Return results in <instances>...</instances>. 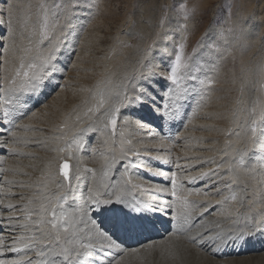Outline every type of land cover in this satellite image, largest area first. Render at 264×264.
<instances>
[{"label":"rangeland","instance_id":"obj_1","mask_svg":"<svg viewBox=\"0 0 264 264\" xmlns=\"http://www.w3.org/2000/svg\"><path fill=\"white\" fill-rule=\"evenodd\" d=\"M185 8L190 10L189 18L187 19H185ZM0 9H6L4 14L0 16V19L6 22L3 26L4 28L7 26L11 27L12 36L11 38L7 37V41L9 39L11 41L13 40L16 50L15 54L13 55V71L19 67L22 58L24 59L25 63H27L30 56L34 54H26V50L32 47L40 39V28L44 25L46 20L49 24L48 31L51 33V42L55 41V36L59 35L61 30L66 33V39L58 55V67L61 69V71L57 72L54 79L48 83L47 87L43 88L40 92L31 95L29 99L35 101L31 102L34 110L37 109L39 111V108H41V106H45L46 103L47 105L45 107L48 109L56 105L57 100L61 99V97L53 101H51L50 98H56L58 92L69 88V81L76 79L75 76L78 74L77 71H83L80 70L82 68L80 65L81 61L85 63L83 69H85L86 75L88 76L87 81H89L88 84H86L88 86V88L85 90L86 92H84V90H80L78 87H73L77 95L72 97V99L77 100V102L72 104L69 107V110H71V114L74 113V115L71 117L73 122H75L74 125L78 127L77 130L73 131L72 129H64L60 120L62 136H58L59 134L57 135V133L54 134L57 135V140H54V142L51 140V145H49V143H45L47 141L43 140L40 141L41 145L39 142H37V144L35 141H28L33 144H30V147L28 145L26 150L32 153L27 152L26 154H23L22 157V166L24 168V174H22V177L24 179L26 178L25 180L28 181V187L33 185V187H30L31 191H29V194L27 192L28 195L31 196V194L34 195L36 193H41L42 184L40 182L45 180H47L49 190H52L54 187L52 181L48 180V176H51L50 167L53 166V161L50 163L52 165L46 169H41L39 166H35L36 168H34L35 163L40 158L38 155L45 154L44 160L48 163L51 157L53 158L56 156V151L60 156L66 155V152H59L57 149L65 147L66 144L70 142L72 152L74 154L72 155V158L75 156L78 159L76 153L74 152H77L79 156L86 157L89 156L91 151L95 148L92 146L95 141L97 142V144L95 143V146L102 144V138L105 136V133H108L113 139H120V136L117 135V133L120 132L118 129L131 126V119L128 117H132L135 120L136 115H132L131 113L128 114V112L126 114V108H121V112L118 113L115 134L113 135L112 128L110 126H106L107 119L105 118V112H109L111 109L118 106L124 92L128 91L132 85L136 83V81L131 78L133 69L135 67H139L137 61L140 59L143 51L148 49L151 45L153 46V49L152 52H150V58L155 66L161 69L166 68L168 65H170L171 60L174 58L176 52L181 51L185 62L188 64V68L183 71L191 73L192 76L199 80L196 82H194V80H188L184 82L188 88L190 86L189 83L191 82L197 84L195 87H197L196 89L198 90L199 95L196 96V102L194 104V106L197 108V114L194 118L197 124L194 122L193 118L188 119V122L191 126L189 130H187L186 125L183 124L184 122H178V127L181 125V127L186 130L183 129L180 131V133H174L173 129H170L168 125H173L176 121L168 120L170 123H166V120H164L163 122L166 124H163L160 117L162 113L156 111L157 109L148 106L149 104L146 101L131 105L127 111H133L136 113L139 107L144 108L145 110L149 109L150 112L153 111L151 112L149 124L147 125L150 127L147 128V131L145 132V134H148L149 138L148 146L153 145L152 147H154L151 139V128L153 130L160 128V131H165L167 135L170 134L169 137H171V139L174 137L175 139L179 138L177 141L174 140L172 143L166 139L162 141L160 138L159 143L160 146H164V144V147L167 146L166 150L161 151V153L169 152L171 157L173 154L179 153V155L173 156L176 161L182 160L181 162L179 161V163H182L184 158L186 164H181L180 168H175V163H170L172 168L175 169L173 170L179 173L177 175V178L180 176L178 178V183L180 181L179 184L184 188L194 190L198 185L200 186L210 183L207 178H204V180L197 179L195 182H189L191 176H200L199 172H212L213 170V172L217 171L221 173V180L213 179V181L216 180L217 183L207 189L210 193L209 196L206 198L205 195L200 194V197L202 200L205 199V201H209L211 206L215 207V211L219 210L222 214H225L218 216L214 215V220L209 222H207V220L206 222H204L205 220L200 222L201 224L198 228V234H204L201 239L203 241H207L212 247L220 246V248H223L224 250L226 248L227 251V249H229L232 244L237 243L235 241L237 240V236L233 235L234 238L232 241V237L230 236L231 238L229 239V235H226V231L230 227H235L236 229L237 226L238 228L245 226L247 224L246 222L248 221V217L251 215L256 217L264 216V200L261 199L264 197V169L261 163V161H264V0H183V6L181 5L180 0H7L6 4L3 2V0H0ZM53 13H55V15H53ZM53 23L57 26L54 32L51 28ZM92 25H94L97 30V36L91 42V40L89 41L87 37H89L90 31H92V28L94 27H92ZM242 31L246 33H243ZM48 44L49 42L46 41L43 51L47 50ZM180 45H183L182 49L179 47ZM0 48L3 50V47ZM116 59L121 60L122 64H125V66L122 67L119 72L109 74V70H111L110 63ZM240 60L245 61L244 67H242L243 65L241 66L242 61ZM239 66H241V68ZM214 67L216 68L215 70H213ZM2 71L3 68L0 69V76L3 73ZM13 71H10V73L6 75L8 76V79L14 75ZM201 74H203V77H201ZM164 75L165 73L163 71L160 73L158 72L157 76L153 77L154 82H151L150 84L152 87V97L156 96L154 99L157 101L152 106L164 103L161 97L164 96L165 92L169 91V86H171V99L168 101L170 105L168 115L173 116L174 119H177V116L180 114L179 117L181 118L183 117L181 115L185 109L180 107L182 98H178L176 95L179 94L182 87L180 85H171V82L167 81L164 78ZM65 79L66 83H64ZM202 80L205 82L203 85L200 83ZM209 81H211L210 84L208 83ZM67 82H69V84ZM49 85H51V87ZM160 87L161 96L158 95L159 91L155 92V89L158 90ZM195 87H192V89ZM54 90L55 92L53 93ZM146 100L149 101V99ZM101 102H103L102 107L100 106ZM143 103H145L144 106L142 105ZM132 107L137 108V110H133ZM190 107H192L190 111L191 113L194 107ZM90 108L96 109V111L89 112L88 110ZM203 109L207 110V113H205ZM210 110L213 111L211 115ZM155 111L156 113H154ZM215 112L218 114H214ZM122 115L127 117L128 120ZM189 116L191 117L192 115L189 114ZM206 116L207 119H205ZM26 118L27 117L18 116L16 121L18 124H23L26 126V123H24ZM121 119H126L127 121L119 123ZM33 121L34 120H32L31 124L33 123L32 125H36L35 121ZM202 121L211 122L210 132L213 130H221L218 131L219 136L215 138L218 143L215 141V139H213V137L212 140L205 139L203 137L204 134H207V126H205ZM253 121H256L255 127L257 130L255 139H253L251 132ZM200 122L202 123L201 126ZM94 123L95 125L93 127L92 124ZM93 129H95V131H93ZM31 130L32 128H26V130H23V133L26 131L29 133ZM51 131H53V129H51ZM51 131L45 133V136H50L52 133ZM184 131L186 133H184ZM73 132L75 133L73 134ZM68 134H71L69 138L66 136ZM162 134L163 135L161 136L165 137L164 133ZM98 135L101 136L99 137L101 141L98 139ZM181 137L183 138L181 139ZM58 139L60 141H58ZM121 139H123V137H121ZM77 140L81 142L80 148L76 147ZM91 140L92 143H90ZM212 141L217 145L215 148L210 145L213 143ZM191 143H194L195 145H192ZM43 144L46 147H44ZM225 147L228 151L222 149ZM149 149L152 151L148 152L153 153V149ZM187 149H189L191 152L190 156L193 158L187 156ZM157 152L159 151H156V153ZM181 152H185L186 156L184 157L185 154L183 153V155ZM196 152H200V155L196 154ZM98 153L99 152H97V154ZM216 154L218 155L216 156ZM35 155H37L39 158ZM202 155L205 156L203 157ZM178 156L179 158L182 157V159H179ZM213 156H215V158ZM207 157L210 160H208ZM198 158L202 160H199ZM241 158H243L245 161V167L239 166ZM30 161L34 162L32 163ZM62 161H64V159H60L59 163ZM195 161L196 163L198 162L197 165ZM221 161H223V163H221ZM188 162L191 163H189V167L187 166ZM214 162L215 164H213ZM199 163L200 165H198ZM217 164H221L222 167L220 166V168H217ZM191 165L193 166V169ZM204 165L207 168H205ZM229 165H232V172L227 171ZM27 166H29V168ZM200 167L203 168L200 169ZM181 168H183L182 171H180ZM195 168L197 172H194ZM204 169L205 171H203ZM46 170L49 171L47 172ZM71 170L73 173L72 167ZM41 171L42 173L40 174ZM185 171L189 173V176L184 175L183 177ZM193 172L195 173L194 175H192ZM185 177L187 178L183 179V181L182 178ZM232 178H235L236 180V183L234 184L235 186L233 183H231L232 181L230 183L226 182ZM168 182V185H170V179H168ZM252 183L259 184H255V186ZM217 184L219 187H216ZM225 184L233 185L234 187H232L231 191H229V188L224 187ZM37 186L39 189H41L39 190ZM217 188H220V194H216ZM255 188L260 189L258 191ZM210 189L212 191H210ZM245 189L246 191H242ZM202 191L203 190H201V192ZM233 191H236L237 193V201L228 200L224 204H221L222 206L220 204H217L218 206H216L214 200L217 198V196L218 201H220L224 195V192L226 196H230L231 192ZM70 192L72 193V191H68L67 193L71 194ZM198 196L199 195L196 197L198 198ZM241 196H243L242 200ZM71 197H74V200L76 199V201H73V203L78 205L81 204L82 200L77 194L72 193ZM19 198L20 195L14 196V200ZM212 199L215 205L212 202ZM257 199L260 203H258ZM23 203L24 202H21L20 204ZM239 203L244 205L239 207L240 209L242 208V210H244L241 216L238 214L240 212L235 213L238 210L236 207V210L233 209L234 206H239ZM228 205H231L230 207L232 208L230 209ZM251 205L254 208H252ZM17 206H19V203ZM211 206L207 208V211H211ZM58 210L59 209H57V212L60 211ZM227 211L234 212L229 213ZM227 214L229 216H227ZM209 217L207 219H209ZM224 226L228 227L224 228ZM223 228L227 230L224 231ZM239 242L240 241H238V243ZM178 244L181 245H177L178 250L175 248V250L173 249L170 253H168L167 256L164 257L166 264H212L211 262L204 259L209 258V256L204 251H201L196 247H189L187 244ZM181 247H184L187 251L185 252L184 248ZM196 251L197 254H195ZM261 253H264V249L261 251ZM260 254L256 256H261ZM243 255L244 254H240L239 256L232 258L229 256L225 258V260L229 261L233 259H243L244 257H250V255ZM257 260L260 261V264H264L261 263L264 261L263 259L259 258ZM259 261H231L229 263L259 264ZM152 262L157 264V258H153ZM223 262L225 261L222 260L221 264H225Z\"/></svg>","mask_w":264,"mask_h":264},{"label":"bare ground","instance_id":"obj_2","mask_svg":"<svg viewBox=\"0 0 264 264\" xmlns=\"http://www.w3.org/2000/svg\"><path fill=\"white\" fill-rule=\"evenodd\" d=\"M93 26L94 25H92V27ZM243 26H245V25H243ZM4 29H6V31H5V37H6V39L4 40V44L2 46L3 47V50H1V48H0V67L3 68V71H2L3 73L0 76V108H2V102H3V99H4V95H5L4 89L8 86L7 85L8 76H6V75L9 74L10 71H13V69H14L12 63H13V55L16 52L15 47H14L13 40L11 41L9 39L7 41V39H8L7 37L11 38V36H12L11 27L10 26H7ZM242 32L243 33H246L244 31H242ZM96 36H97V30H96V28L94 26L92 28V31H90L89 37H87V39H89V41L91 40V42H92L94 40V38H96ZM253 39H255V38H253ZM4 46H5V48H4ZM240 61H242L241 62V66L243 65L242 67H244L245 66V63L244 62L245 61L244 60H240ZM240 61H239V63H240ZM80 65L82 67V68L80 67L81 68L80 70H83V71H77L78 74H76L77 76H75L76 79H73L72 78L73 80H70L69 81L70 82V85H68L69 88L64 89V90H61L60 92H58L57 95H56L57 96L56 98H53V97L50 98V100L53 101V100H56L59 97H61V99L57 100V103H56L55 106H53V107H51V108L48 109V108L45 107L47 105V103H46L45 106H43V107L41 106V108H39L40 109L39 111L37 109L34 110V109H32V106L33 105L31 104V102H33L34 100L28 99V103H27V107L26 108H17L16 109V111H18L20 113H24V114L23 115H14L13 116V124L6 125L5 127H0V142H2L4 140H7L8 141V144L6 146L0 144V156L3 157V160L0 161V169H3L4 170V171L0 172V214H2L3 216H13V217H16V218L19 219V221L21 223L28 224L29 225V228H32L31 223L29 221H26L24 219V213L21 212L19 209L22 208L24 205L28 204L29 203V200H32V204L29 205V208L31 210L35 211L37 209L38 203H39L35 199V197L38 194H40V193H36V194L33 193L34 195L31 194V196L28 195L29 194V191H31V188L30 187L31 186L33 187V185H31L30 187H28V181L25 180L26 178L24 179L22 177L23 176L22 174H24V168L22 166V162H23L22 157H23V154H26L28 152L26 150V147H28V145L30 147V144L31 145L33 144V143L28 142V141L32 140V141H35L36 143L39 142V144H40V141L43 140V141H47L45 143H49V145H51V143H52L51 140H53V142H54V140H57L56 136L58 134H59L58 136H62V128L60 126L61 124H63L62 126L66 130L67 129H70V130L72 129L73 131L77 130L78 127L76 125H74L75 122H73V119L71 117L72 115H74V113L71 114V112H70L71 110H69V107L72 104H75L77 102V100H73L72 99V97H75L77 95L76 94V91L74 90L73 87H78L80 90H84V92H86L85 90L88 88V86L86 84H88V82H89V81H87V79H88L87 77L88 76L86 75V71H85V69H83L85 63L83 61H81L80 62ZM124 66H125V64H122V61L121 60H119V59L113 60L110 63V69L111 70H109V74L119 72L121 70V68L124 67ZM241 66H239V67L241 68ZM215 67L213 68V70L216 69ZM201 77H203V74H201ZM64 81H65L64 83H66V79ZM196 81H199V80L198 79L194 80V82H196ZM69 82H67V83L69 84ZM189 84H190V86L188 88L189 90L186 93L183 92V88H182L180 90L179 94L176 95V97L178 96V98H182L181 99L182 101L180 102V107H182L183 109H185L183 111L182 115H181L183 117L180 118L179 117L180 114H179L177 116V119H174L173 116H170V115H167L166 117H163L162 114L160 113L161 114L160 117L162 119L161 122L163 124L170 123V121H173V120L176 121L175 124H173V125L169 124L168 125L170 127V129L171 128L173 129V132L174 133H176V132H179L180 133V131L184 129L183 127H181V125L178 127V122H184L183 124L186 125V129L189 130V128H190L191 125L189 124L188 119H192L193 118L194 122L196 121L194 118H195V115L197 114V108H196V106H194V104L196 102V96L199 95V92L196 89L197 87H195L197 85L196 83L191 82ZM193 85H195L194 86L195 88L192 89ZM49 86L51 87V85H49ZM55 90H57V89H55ZM55 90L53 91V93L55 92ZM160 90H161V87L157 90V91H159V94H158L159 96H161ZM181 92H183V93H181ZM162 96H163V93H162ZM144 104L145 103H143L142 105L144 106ZM152 105L153 104H149L148 106H150L151 108L157 109L156 106H152ZM204 105H205V103H204ZM190 106H193L194 107V109H193V111L191 113H190V111H191V108L192 107H190ZM72 107H74V106H72ZM128 108L129 107H127L125 109L126 110V112H125L126 114L128 112V114L131 113L132 115L133 114L136 115V119L135 120L132 117H128L129 119H131V122L130 121L129 122L131 123L130 125L132 127L131 126H128V127H124L123 128L121 126L122 129H118L120 132L117 133V135L120 136V139H118L116 137H115L116 139H113V138H111V136L108 133H105V136L102 138V141L103 142H102L101 145L95 146V143L97 144L96 141H95V143H93L92 146H94L95 148L91 151V153H90L89 156H86V157L79 156V154H77V152H74V153H76V156L78 157V159L75 156L73 158L71 157V159H69L67 153H65L66 155H61L60 156V155L57 154V151H56V156H54L53 158L51 157V159L47 163L44 160V155L45 154L44 155H42V154L38 155V156H40V158L37 155H35V156H37L39 158V160L37 158L38 161L35 163L34 168H36L35 166H39V167H41V169H44V168L46 169L47 167H50L52 165L50 163L53 161V166L50 167V170H51V173L50 174H51V177H52L51 181L54 184V187H53L52 190H49L48 189L47 193H44L45 195L51 194V195L55 196V195L63 194L64 191H67L66 189L65 190L57 189V187H56V183H62V177H60V175L57 173V165L59 164V160L60 159L61 160H63V159L64 160H69L71 162V166H72V169H73V173L76 172L77 168L79 169V174L81 175V180L79 182L73 181V183H76L77 187L75 189L71 190V191H72V193L77 194L78 197L81 198L82 202H81V204L79 203L80 205H78L76 203H73V201H76V199L74 200L73 199L74 197H71V195H72L71 192H70L71 194H68L67 193L68 194V200H67L66 203H64L63 210L66 211V212H68V213H70V214H72L73 219L76 221V238L82 240L83 242L92 243V244H95L97 246H99V244L102 242V238L97 234V229H100V227H101L102 214L99 213V212H97L96 215H93L92 212L87 211V209L85 208V198L89 195L88 189L90 187H93L95 183H99L100 181L105 180V178L103 177V172L105 170H108L109 171V177L105 180V182L111 183L115 179H120V173L123 172V170H124L123 169V163H117V165L115 167H112L111 169H109L108 166L111 164L112 158L114 156L117 157V158L119 157L120 149H121V142L122 141H127V143H125L123 145V148H124L125 151H128L129 149H131V152H129V155L130 156L132 155L133 152L140 153V155L138 157L137 156H132V160H134V161L135 160H147L149 157H155V156H158V155L164 156L166 158L169 156V152H167V153L162 152L161 153V151L166 150V147L167 146L164 147L165 144H164V146L163 145L160 146L159 140L161 138V135H163L162 133H164L165 138L169 137L170 134L167 135V133H165V131L164 132L163 131H160V128H157L156 130H153L152 128L150 129L151 139H152V142L154 144V147H152L153 145H149L150 147L148 146V139L149 138H148V134H145V132L147 131V128L150 127V126L148 127L147 125L149 124V118L151 117V112H153V111L150 112L149 109L148 110H145L144 108L139 107L138 108V111L136 113H134L133 111H127ZM146 108H147V106H146ZM132 109L133 110L134 109L137 110V108H134V107H132ZM156 111L154 113H156ZM204 111H205V113H207L206 112L207 110H204ZM204 111H202V112H204ZM208 113H209V111H208ZM212 113H213V111L210 112V115ZM189 114L192 115V116L190 117ZM214 114L217 115L218 113L215 112ZM157 115H159V114H157ZM18 116L27 117L25 119V121H24V123H26V126H24L23 124H18V122L16 121L18 119ZM122 116H124V115H122ZM125 118L128 120L127 117H125ZM126 119H121L119 121V123L120 122H126L127 121ZM205 119H207V116L205 117ZM32 120L35 121V124L36 125H32L33 123L31 124ZM60 120L62 122L61 124H60ZM132 120H133V122H132ZM164 120H166L165 121L166 123L163 122ZM168 120H170V121H168ZM205 121L204 122L202 121V123L205 126H207L206 127L207 128V134H204V135L201 134V135H203V137L205 139H211V140H212V137H213V139H215L216 137H218L219 136L218 131H221V130H213V131L210 132V130H211L210 129L211 122H205ZM195 123L197 124V122H195ZM202 123L200 122V126H201ZM121 124H123V123H121ZM183 124H182V126H183ZM192 124H193V122H192ZM30 125H32V126H30ZM92 125L94 127L95 123L92 124ZM151 125H153V124H151ZM26 128L27 129L32 128L31 132L27 133V131H26V132H24L26 134H24L23 133V130H26ZM9 129H11V132H14L15 133V136H13V135L10 134ZM51 129H53V131H57V132H53V131H51ZM186 129H184V130H186ZM50 131L52 132L51 135L50 136L49 135H46V136H49V137H46L45 136V133H48ZM190 132H191V130H190ZM56 133H57V135H54ZM74 133L75 132H73V134ZM184 133H186V132L184 131ZM121 134H123V135H121ZM70 135L71 134L66 135L67 138H69ZM195 136H197V135H195ZM99 137H101V136L98 135V139H100ZM121 137H123V139H121ZM130 138H132V139H130ZM182 138L183 137H181V139ZM178 139L177 138L175 139V137H174L171 140H169V139H166V140H168L169 142L172 143L174 140L177 141ZM185 140H186V138H185ZM235 140H236V138H235ZM58 141H60V140L58 139ZM100 141H101V139H100ZM215 141H216V139H215ZM240 141H242V140H240ZM90 143H92V140H91ZM214 143L215 142L211 143L210 145L215 148V146H217V145L214 144ZM58 144H60V143H58ZM168 144H170V143H168ZM53 145H54V143H53ZM43 146H44V144H43ZM211 146H208V147H211ZM44 147H46V146H44ZM178 147H179V145H178ZM223 147H224V145H223ZM12 148H14L16 150V153L15 154H11L10 153V149H12ZM42 148H41V150H42ZM149 148H152L153 149V153L146 152L145 151V149H149ZM183 148H184V146H183ZM157 149H159L160 151L156 153V150ZM189 149L186 150L188 152L187 156H190L191 155L190 154L191 152L189 151ZM216 149H217V147H216ZM222 149L227 150L226 147L225 148H222ZM174 151H176V150H174ZM97 152H99V153L97 154ZM216 152H217V150H216ZM28 153H32V152H28ZM34 153H36V152H34ZM183 153L185 154V152H183ZM183 153L181 152V154H183ZM199 153L196 152V154H199ZM176 155H179V153L173 154V156H176ZM199 155H197V156H199ZM217 155L218 154H216V156ZM173 156L171 157V155H170L171 161H172L171 163H173V164L175 163V168H177V167L180 168L181 167L180 166L181 164H186V162L184 161V158H183V162L182 163H179L180 160L179 161H176V159H174ZM185 156H186V154L184 155V157ZM29 157H30V155H29ZM49 157H48V159H49ZM190 157L193 158L192 156H190ZM213 157L215 158V156H213ZM213 157H211V158H213ZM178 158H179V156H178ZM200 158H198V159L199 160H202ZM179 159H182V157H180ZM30 160H31V158H30ZM208 160H210V159L208 158ZM30 162H32V161H30ZM30 162H29V164H30ZM204 162H205V160H204ZM124 163H127V161H124ZM151 163L153 164V166L161 167L164 170H168V171H174L175 170L174 168H172V165H170V164L165 165V164H163V163H161L160 161H157V160H152ZM189 163L190 162H188L187 166L189 165ZM195 163H196V161H195ZM197 163H196V165H197ZM200 163H201V161H200ZM200 163L198 165H200ZM213 164H215V162ZM213 164H212V166H213ZM210 165H211V163H210ZM206 166H207V163H206ZM206 166H205V168H207ZM27 167L29 168V166H27ZM31 167H33V166H31ZM262 167L264 169V164H262ZM25 168H26V166H25ZM202 168L203 167H200V169H202ZM87 169H91L92 171H94L96 173L95 181L93 180L92 173L91 172H87L86 171ZM185 169H187V168H185ZM192 169H193V166H192ZM211 169H212V167H211ZM215 169H217V168H215ZM182 170H183V168H181L180 171H182ZM42 171L40 172V174L42 173ZM186 171L183 174V177H184V175L185 176H189V173L186 172ZM203 171H205V169ZM130 172L133 175V184H141L142 185V187H140V188L130 187V189L127 191L126 197H127L128 201L130 203H136V202H141V203H143V202H149V203H151V202H153V200L155 198L158 201L159 200H162V201H166L168 203H171L172 204V211L175 214H177V215H179L181 212L184 211L183 208L181 207V203L179 201H173V198L171 197L170 192H168V193H161V192H157L155 190V188H156L157 185H161V186H164V187H168L170 189L171 184L168 185L169 184L168 179H170V177L165 178V177L153 175V176L149 177L147 180H142V179L136 178L137 177V169L135 167L132 168V169H130ZM194 172H197L196 171V168H195V171ZM194 172H193L192 175L195 174ZM212 172H213V170H212ZM191 173H192V171H191ZM199 173H202V172H199ZM226 173H227V171H226ZM178 174L179 173L177 172V175ZM43 175H44V173H43ZM30 176H31V174H30ZM190 176H191V174H190ZM231 176H232V174H231ZM26 177H27V175H26ZM198 177H199V175H198ZM186 178L187 177L182 178V180L183 179H186ZM46 179H47V177H46ZM213 179H216L217 180V178L215 176H214V178L212 177V180ZM224 179H226V178H224ZM202 180H204V179H202ZM216 180H214V181H216ZM6 181H10L11 183H6ZM231 181H232V179L229 180V181H226V182L227 183H230ZM202 182H204V181H202ZM179 183H180V181H179ZM206 184L200 185V186L198 185L197 188H195V189L193 188L194 190L192 191V194L191 195H188V193L186 191H184L186 188H184L181 185L182 188H181V190H180V192L178 194L183 195V196H186L187 197V200L190 203V208H191V211H190V223L184 224L183 220L171 221V216L169 215V211L170 210L167 209V208L163 209L162 211H156L155 214L149 212L148 214L157 222L156 228L150 229L149 231H147V232H145V233H143V234H141V235H139V236H137L135 238H131V239L124 238V243L122 244V248L124 249V251H122V252L117 253L116 250H111V249L105 248L103 250V253H102V260L101 261H97V264H109V261L110 260H119L120 264H154V262H152V259L153 258L154 259L157 258V264H166V260L164 259V257L167 256L168 253H170L173 249L174 250H175V248L177 249V245H180L178 243L187 244L189 247L190 246L191 247H196L199 250L204 251L209 256V258H210V259L209 258H204V259L207 260V261H209V262H211L212 264H215V263L221 264L222 260L225 261V262H223L225 264H231V263H229L231 261H239V262H242V261H251L252 262V261H255V260L256 261H259V260H257L259 258H261V259L264 260V253H261V251L264 249V230H255L252 233V235H250L248 237H240L238 239L236 238L237 240H235V241L237 243L232 244V246L228 245V246H230V248L227 249V251H226V248L224 250L223 248H220V246H218L219 248L218 247H214V246L212 247L207 241H203L201 239V237L204 235L203 233H201L202 235L200 236V238L197 240L196 243H193L192 240L189 239V237H196V236H198L197 235L198 234V228H199V226L201 224L200 223L201 221L203 222V220H205L204 222H206V220H207V222H209L211 220H214V215L215 216H218V215H224L225 214V213L222 214L221 211H219V210L218 211H215V207H212L211 204L209 203V201L207 202V201H205V199L202 200L201 197H200V195L198 196V198L196 197L197 196L196 191L197 190H200V189L201 190H205V185ZM255 184H253V185H255ZM258 184L259 183H257L256 185H258ZM21 185H23V186H21ZM234 186L232 185V187H234ZM216 187H219L218 184H217ZM216 187H215V189H216ZM35 188H33V189H35ZM37 188L39 189L38 186H37ZM211 189H210V191H212ZM255 189H257V188H255ZM259 189H257V190L259 191ZM35 190H37V189H35ZM229 191H231V190H229ZM27 192H28V194H27ZM234 192H236V191H234ZM223 194H224L223 196H226L225 192ZM15 195H20V198L17 199V200H14V196ZM229 195H230V193H229ZM208 196H205V197L207 198ZM21 197H23V199H21ZM75 197H77V196H75ZM211 197H213V196H211ZM261 199L264 200V197L261 198ZM250 201H252V200H250ZM21 202H24V203L23 204H20ZM212 202H213V199H212ZM214 202L216 203V206H218L217 205L218 196L214 200ZM7 203H12L13 205L16 206V209L15 210L5 209L3 207V205L4 204H7ZM18 203H19V206H17ZM215 203H214V205H215ZM240 203H242V202H240ZM258 203H260L259 200H258ZM247 204H249V203H247ZM242 205L241 204L239 206L232 205V206H234L233 209H235V207H236V209H238L237 212H235V213L240 212V213H238L240 216L243 214V211H244V210H242V208L241 209L239 208ZM209 206L212 207L211 211H205V208L207 209ZM228 206L230 207L231 205H228ZM101 207H106V206L101 205ZM251 207H252V205H251ZM93 208H95V206H93ZM231 208L232 207H230V209ZM252 208H254V207H252ZM57 209H59V208H57ZM77 209H84V210L83 211H77ZM246 210H247V208H246ZM229 211H227V212H229ZM232 212H234V211H232ZM232 212H229V213H232ZM235 213H233V214H235ZM247 213H248V211H247ZM249 215H251V214H249ZM209 216H211V217H209ZM227 216H229V215L227 214ZM208 217H209V219H207ZM262 217H264V216H262ZM262 217H259V218H262ZM215 218H217V217H215ZM36 219H37V217L35 215H33L32 216V220L35 221ZM92 220H95L97 223L95 225H93L92 224ZM170 221H171V224H170ZM244 221H245V219H244ZM222 222H224V221H222ZM220 223H221V221H220ZM246 223H247L246 225H248L249 221H247ZM208 224H210V223H208ZM246 225L243 226V227H240V228H238V226H237L236 229H235V227L233 225L234 228L230 227L228 230L227 229H224V228H226L228 226H224L223 229H224V231L227 230L226 231V233H227L226 235L227 236L229 235V239L232 237L231 238V240H232L234 238L233 235L237 236L238 233L242 229L245 230V231H247ZM207 226H209V225H207ZM48 227H50V225ZM173 227L183 228L184 231H180V232H177L175 235H172L171 234V229ZM34 232H35L34 229H32L31 231H28V230H25L24 228H16V229H14V230L11 231V235H9V232L8 231H0V237H3L5 239V241L10 244L11 243V237L12 236H16V237H19L20 235L30 236V235H33ZM222 234H223V232H222ZM212 236H214V235H212ZM216 237H218V236H216ZM220 241H221V239H220ZM238 241H240V242L238 243ZM181 248H184V247H181ZM44 250H45V252H47V249H44ZM184 250H185V248H184ZM186 251L187 250H185V252ZM176 254H177V252H176ZM195 254H197V251L195 252ZM240 254L250 255V257H244L243 259L242 258H240V259H233V260H229V261L228 260H225V258H227L229 256L232 258V257H237ZM258 254H260L261 256H256ZM179 255H181V254H179ZM16 256H17V254L9 253L7 255V257L0 256V259H4V258L14 259V258H16ZM28 256L31 257V258H33L35 261H39V259H41L40 257H37L36 256V252L35 251L29 252L28 253ZM94 256H95V254L93 253V258H94ZM47 258L48 259H52L53 257H51V255L49 254V256ZM168 258H169V256H168ZM261 263H264V261H262ZM85 264H88V262L86 261ZM179 264H181V263H179ZM259 264H260V261H259Z\"/></svg>","mask_w":264,"mask_h":264},{"label":"snow or ice","instance_id":"obj_3","mask_svg":"<svg viewBox=\"0 0 264 264\" xmlns=\"http://www.w3.org/2000/svg\"><path fill=\"white\" fill-rule=\"evenodd\" d=\"M6 4L7 0H3ZM183 6V0H180ZM6 9H0V16L4 14ZM189 11L185 8V19L189 18ZM55 15V13H53ZM6 22L0 19V47L3 46L5 37L4 24ZM56 24H52L51 28L53 32L56 29ZM49 24L47 20L44 25L40 28V39L30 48L26 50L27 53H34L30 56L27 63L24 59H21L19 67L15 69L14 75L7 80V87L4 89V99L2 102V108H0V127L13 124L14 115H23L16 111L17 108H26L28 99L32 94L40 92L43 88L48 86V83L52 81L57 74L61 71L58 67L59 60L58 55L61 51V47L66 39V33L61 30L59 35L55 36V41L51 42V33L48 31ZM48 41L47 50L43 51L45 42ZM181 49L183 45L179 46ZM153 46H149L145 49L137 61L139 67L133 69L132 79L136 81L132 87L125 91L122 98L120 99L119 105L105 113L107 119V125L113 130V135L117 127L118 113L121 112V108H127L136 103H142L145 99H149L151 103L155 104L154 97H151V82L153 77H156L158 72L163 71L165 73L164 78L171 82V85H180L183 88V92L186 93L189 89L184 83L188 80H195L196 78L191 73L183 70L188 68V64L185 62L181 51H177L174 58H172L170 65L166 68H159L153 65L150 58V52H152ZM203 85L204 81H200ZM209 84L211 81L208 82ZM195 85H193L194 87ZM164 101L163 104H156L157 111L162 113L163 117L168 115L169 103L171 99V86L169 91L164 93L161 97ZM103 102H101V107ZM89 112H95L96 109L90 108ZM256 121H253V127L251 128L252 137H256ZM95 131V129H93ZM11 135L15 136L14 132ZM123 135V134H121ZM171 140V137L161 136V140ZM127 141L121 142V149L119 157H113L111 164L108 166L109 169L115 167L117 163H123V172L120 173V179H115L113 182H105L109 177V171L103 172L105 180L95 183L93 187L88 189L89 195L85 198V208L87 211L92 212L96 215L97 212L102 214L101 227L97 229V234L102 238V242L99 246L83 242L76 238V221L73 219L72 214L63 210L64 203L68 200L67 191H71L77 187L76 183L81 180L79 169L77 168L75 173H71V165L67 160L63 161L59 165V175L62 177V183H56L57 189L67 190L60 195H45L48 191L47 180L40 182L42 184V191L38 194L35 199L39 202L38 207L35 211L29 208L32 204V200L24 205L19 210L24 213V219L29 221L32 228L26 223H21L18 218L13 216H3L0 214V231H8L11 235V231L16 228H24L25 230H35L33 235L25 236L20 235L19 237L12 236L11 243H7L3 237H0V256L7 257L9 253L17 254L14 259H0V264H97V261L102 260V253L105 248L116 250L117 253L124 251L122 244L124 238H135L150 229L156 228L157 222L148 214L149 212L155 214L156 211H162L163 209H169V215L171 221L183 220L184 224L190 223V203L186 196L178 194L182 186L178 183L176 171H166L161 167L153 166L152 160L160 161L167 165L170 164V154L166 158L164 156L149 157L147 160H132V156H139L140 153L133 152L129 155L131 149L125 151L123 145ZM2 145H7L8 141L4 140L0 142ZM76 147H81V142L76 141ZM59 152H66L69 159H71L73 152L71 143L66 144L65 147L58 149ZM146 152L152 151L145 149ZM156 151H160L157 149ZM11 154H15L14 148L10 149ZM3 157L0 156V161ZM127 161V163H124ZM223 163V161H221ZM264 164V161H261ZM220 164H217V168H220ZM239 166L245 167V161L241 158ZM137 169L138 179L147 180L149 177L161 176L168 178L170 176V189L161 185H157L155 190L161 193L170 192L173 201H179L183 212L179 215L172 211V204L162 200H156L153 202H136L130 203L126 197L127 191L130 187L140 188L141 184H133V175L130 172L132 168ZM232 165H229L228 172H232ZM4 171L0 169V172ZM87 172L92 173L93 180L95 181L96 173L91 169H87ZM217 177V180L221 179L219 172H204L200 173L199 177H191L190 182H194L197 179L207 178L210 183L205 185V190H197L196 194H203L208 196L210 193L207 191L208 188L215 185L216 181L212 180V177ZM52 177L48 176V180ZM6 183H11L6 181ZM233 185L236 183L235 178H232ZM23 186V185H21ZM225 188L231 190L232 185L225 184ZM188 195L192 194V189H185ZM242 191H246L242 190ZM216 194H220V188H217ZM23 199V197H21ZM243 196H241V200ZM228 200L237 201V193L231 192L230 196H223L217 204H224ZM251 203V202H250ZM101 205L106 207H101ZM95 206V208H93ZM3 207L8 210H15L16 206L12 203L4 204ZM57 208L60 209L57 212ZM84 209H77V211H83ZM205 211L207 209L205 208ZM35 215L37 219L32 220V216ZM50 217V218H49ZM170 221V224H171ZM248 225H246L247 231L241 230L237 239L240 237H248L252 235L255 230H264V218L256 216L248 217ZM97 222L92 220V224L95 225ZM50 225V227H48ZM102 229V230H101ZM184 231L183 228L173 227L171 234L175 235L177 232ZM202 234H198L196 237H189L193 243H196ZM44 249H47L45 252ZM35 251L36 256L40 257L39 261H35L33 258L28 256L29 252ZM93 253L95 254L93 258ZM51 255L52 259L47 257ZM109 264H120L119 260H110Z\"/></svg>","mask_w":264,"mask_h":264}]
</instances>
